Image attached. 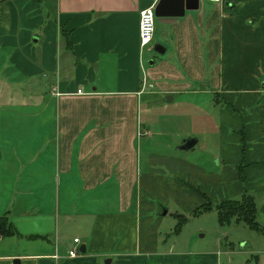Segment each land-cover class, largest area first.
I'll list each match as a JSON object with an SVG mask.
<instances>
[{
  "label": "crops",
  "instance_id": "crops-1",
  "mask_svg": "<svg viewBox=\"0 0 264 264\" xmlns=\"http://www.w3.org/2000/svg\"><path fill=\"white\" fill-rule=\"evenodd\" d=\"M157 5L151 48L164 53L149 65L139 18ZM194 5L0 0V216L17 232L0 236L14 247L0 253V264H207L203 254L141 256L157 252V200L191 195L177 179L185 176L193 177L192 187L196 178L201 185L210 180L220 192L223 170L237 192H264V74L257 59H264V0ZM247 25L260 32L235 36ZM236 67L252 77L226 82ZM147 83L171 92L170 102L188 89L220 94L206 106L218 110L217 149L232 169L164 177L141 162L138 149L163 137L152 132L154 116L142 120ZM67 232L78 235L69 239Z\"/></svg>",
  "mask_w": 264,
  "mask_h": 264
},
{
  "label": "rangeland",
  "instance_id": "rangeland-1",
  "mask_svg": "<svg viewBox=\"0 0 264 264\" xmlns=\"http://www.w3.org/2000/svg\"><path fill=\"white\" fill-rule=\"evenodd\" d=\"M258 29L257 25L240 26L234 34L240 37L250 34L251 31L260 32ZM260 46L264 49L263 42ZM154 57L157 55L153 51L146 53L145 62ZM257 59L259 64L263 63L262 74H264V59ZM146 65V68L149 67L148 64ZM257 72L261 74L258 68ZM231 73L234 74L224 75L226 82L252 77L249 70L243 68V71H240L239 67H236L235 71L231 70ZM144 87L142 89H145V93L149 95L146 94L145 104L141 110L142 120L154 116L156 123L153 124L152 132L159 131L163 136L157 138L156 143L151 142L153 144L150 149H138L141 151V162L144 165L149 164L154 172L164 177L180 173L189 175L206 173L208 176H216L218 173L221 176L222 168L232 169L230 159L223 162L221 149H217L215 133L217 118H220L218 110L211 105L206 106V98L216 103L220 94L209 90L208 95H202L201 93L204 92L202 88L196 89L194 94L188 89L175 93L174 100L168 103L166 97L170 96L171 92L155 88L151 83H147L146 88ZM141 134L148 135V132L142 131ZM189 136L199 141L195 148L177 149L179 140ZM223 171L225 186L220 192L214 191L215 188H212L210 180L207 184L201 185L196 178V186L193 188L190 185L193 183V177L177 178L187 191L192 190V194L186 192L183 194L185 196L183 200L175 201L172 197L165 201L160 200L161 202L157 200L154 216L161 220L157 224L155 234L158 241L157 252L141 254V256L152 255L161 258L167 254L180 257L203 254L206 257L210 256L207 264H264V192L250 191L244 186L242 192H237L235 182L230 177L231 172ZM234 191L236 194H231ZM246 197H252L254 200L256 221L259 225L257 230L249 228L243 222H236L235 216L230 218L229 223L219 222L217 205L220 202L232 200L222 204L223 212L231 214L233 211L238 212L237 203L244 204ZM164 211L167 212L165 215H163ZM239 217L242 219L241 216ZM224 218L227 216L225 215ZM75 234L67 232L66 238L71 239ZM138 235L137 233V237ZM8 240L10 239L0 243V253L14 249ZM23 249L29 251V247Z\"/></svg>",
  "mask_w": 264,
  "mask_h": 264
},
{
  "label": "trees",
  "instance_id": "trees-1",
  "mask_svg": "<svg viewBox=\"0 0 264 264\" xmlns=\"http://www.w3.org/2000/svg\"><path fill=\"white\" fill-rule=\"evenodd\" d=\"M244 201H245L244 204H243V202L237 203L238 206L236 208H237L238 212H234L232 210L233 212L231 214H229L228 212L227 213L223 212L222 204H224L223 202H225V203L232 202V200H230V201L224 200V201L220 202L217 205L219 222L220 223H226V222L229 223L230 218L232 216H235L236 222H243L249 228L257 230L259 228V225H258V222L256 221V207H255L254 200L252 199V197H246V200H244ZM233 202H235V201H233ZM225 215L227 216V218H224ZM239 216H241L242 219H240ZM16 233H17L16 229L13 227L11 222L8 220L7 216H5V215L0 216V236H3V237L13 236Z\"/></svg>",
  "mask_w": 264,
  "mask_h": 264
},
{
  "label": "built area",
  "instance_id": "built-area-1",
  "mask_svg": "<svg viewBox=\"0 0 264 264\" xmlns=\"http://www.w3.org/2000/svg\"><path fill=\"white\" fill-rule=\"evenodd\" d=\"M207 1L212 4H217L221 2V0H207ZM154 33H155V15H154V7H151L141 11L139 18V47L144 57L146 53L153 51L151 45L154 38ZM80 93L81 91H78V94ZM74 242H78V238H74ZM77 253H78L77 247L70 249L67 252L69 257H75Z\"/></svg>",
  "mask_w": 264,
  "mask_h": 264
},
{
  "label": "water",
  "instance_id": "water-1",
  "mask_svg": "<svg viewBox=\"0 0 264 264\" xmlns=\"http://www.w3.org/2000/svg\"><path fill=\"white\" fill-rule=\"evenodd\" d=\"M180 1V4L182 3H185L187 4L188 2H194L195 5H194V8L197 9L198 8V0H179ZM159 9H160V5H157L155 8H154V15L155 17H159ZM153 52L156 54V55H161L164 53V50L160 47H154L153 48ZM149 65H153V61H149ZM166 100L168 102H170L172 100V98L170 96L166 97ZM197 143V139L196 138H187L185 140L182 141V144L178 147L179 149L181 150H190L192 149ZM163 214L165 215L166 212L164 211ZM80 251L81 252H84V246H82L80 248ZM111 262V259L110 258H107L105 261H104V264H110ZM11 264H21L20 263V259L19 258H14L12 259V263Z\"/></svg>",
  "mask_w": 264,
  "mask_h": 264
}]
</instances>
